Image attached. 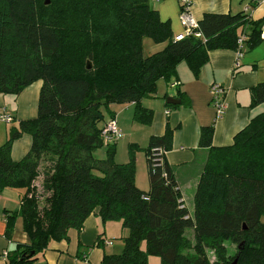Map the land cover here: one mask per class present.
<instances>
[{
  "label": "trees",
  "instance_id": "1",
  "mask_svg": "<svg viewBox=\"0 0 264 264\" xmlns=\"http://www.w3.org/2000/svg\"><path fill=\"white\" fill-rule=\"evenodd\" d=\"M149 2L52 0L44 6L42 0H0V94L17 97L41 80L36 118L13 126L0 145V192L12 189L21 201L19 211L8 217L7 236L18 216L30 241L18 245L7 264L32 262L51 241L66 239L70 229L80 231L91 214L128 230L122 252L104 255L101 264H148L150 256H158L160 264H264V83L251 89L250 108L260 112L231 145L213 146V127L200 129L199 146L207 158L193 213L165 159L172 141L168 125L144 148L147 191L135 184L134 151L125 164L114 161L117 143L106 146V160L92 156L103 146L102 107L112 118L109 106L133 104L132 119L149 125L153 112L142 101L154 97L160 80L177 84L179 63L197 75L209 51L243 53L244 43L250 49L260 41V22L244 13L203 14L198 28L204 41L176 40L169 22ZM145 37L164 47L145 56ZM175 98L186 101L179 90ZM22 134L30 135V149L14 161L12 144ZM45 157L50 160L41 169ZM225 242L237 245L234 256L226 255ZM209 249L215 251L213 261Z\"/></svg>",
  "mask_w": 264,
  "mask_h": 264
},
{
  "label": "crops",
  "instance_id": "2",
  "mask_svg": "<svg viewBox=\"0 0 264 264\" xmlns=\"http://www.w3.org/2000/svg\"><path fill=\"white\" fill-rule=\"evenodd\" d=\"M191 1V12L197 21L206 13L231 15L244 13L246 5L243 0ZM149 4L158 12L162 21L169 22L174 38L183 32L177 0H150ZM247 16L250 21L260 22L262 31L264 6L253 8ZM244 30L246 34L250 32L249 27ZM163 47L164 44L151 45L150 51L154 53ZM236 61L237 54L233 50H211L197 75L193 74L185 62H181L176 68L178 85H169L166 81L160 80L154 97L142 101V106L153 112L151 123L146 125L145 133L148 139L152 135H163L166 125L172 130L171 149L166 153L165 159L175 174L182 200L188 210L187 202L192 203L193 206L195 189L207 158V150L199 146L200 129L212 126L213 146H229L235 134L260 112V108L251 109L250 103L252 87L264 83V37L260 35L258 44L250 49L244 43L238 66H235ZM212 84H218L224 89L225 110L221 119H216L215 110L211 105L209 88ZM37 87L35 85L33 89H29L31 88L29 86L17 97L0 94V109L13 118L9 123L12 127H16L18 121L34 119L32 109H36L37 113L34 104ZM177 90L184 94L186 101L174 108L167 107L164 96L175 98ZM130 106L133 104H125L123 107ZM110 108L115 112L112 118L108 117L105 120V123L114 120L124 137L123 133H127L124 121L133 120V114L130 109H121V105ZM6 125L8 124L0 122V145L8 138L9 129ZM134 144L139 148L138 144ZM30 145V135L26 134L24 139L22 134L12 145L11 158L14 161L21 160L29 151ZM143 156L146 164L145 155ZM144 162L140 153L135 155V184L143 190L149 188ZM195 165L199 168L197 172L194 171ZM20 207L21 201L16 191L4 189L0 192V264H7L8 258L17 250L18 245H26L30 242L28 235L23 231L22 219L18 216L14 220L10 237L7 236L8 217H12ZM189 212L193 213L190 210ZM121 231L123 232V228L120 222L102 223L98 217L91 214L80 231L70 229L66 239L51 241L44 252L37 254L35 260L26 264H101L104 255L114 254L108 252L113 246L111 239ZM107 242H111V245H107ZM4 253L7 254L6 258H3ZM148 264H159V262L149 257Z\"/></svg>",
  "mask_w": 264,
  "mask_h": 264
},
{
  "label": "rangeland",
  "instance_id": "3",
  "mask_svg": "<svg viewBox=\"0 0 264 264\" xmlns=\"http://www.w3.org/2000/svg\"><path fill=\"white\" fill-rule=\"evenodd\" d=\"M42 1L44 3L46 0H42ZM47 1H48V5H50L51 2H52V0H47ZM48 5H44V6H48ZM151 45H155V43L150 38H147V37L143 38V40H142L143 48L142 49H143V53H144L145 56H147V55L152 53L150 51L151 50L150 49ZM37 84H38V87H37ZM35 85H36L37 88H36V94H35V97H34V104H35V107L37 108V101H38V95H39V90H40V86H41V80H37V81L33 82L32 84H30L29 86H31V88H29V89H33V87H35ZM144 101H146V99H144ZM115 105H111V106L113 107ZM123 106L124 105H121V109H123V110L130 109V112H132V114H133V110H134L133 106H130V107H123ZM109 109H110V112H115L113 110V108H110V106H109ZM101 111H102V113L104 115V120H107L108 117H109L108 109H106V107H102ZM36 114H37L36 113V109H34V110L32 109L33 118H36ZM20 122L21 121L17 122V124H16L17 128H19ZM1 125L5 126V124H1ZM6 126L9 129L8 131L10 132V129L12 128V125L8 124ZM124 126H125V128L127 130V133L124 132L123 133L124 137L119 139L118 142H117V145H116L117 148H116V152L114 154V161L116 163H118V164L127 163L129 161V150H132V151H134L135 155L140 153V157L143 159V162H144V156H143L144 155V148H146L148 143H149L148 135H147V133H145V131H147L146 130L147 129L146 125H144V124H142V123H140L138 121H134V120L128 119V120L124 121ZM25 135L26 134H23L24 139H25ZM134 143L138 144L139 148L135 147V145H133ZM92 156H93V158H95L96 160H99V161L106 160L107 159V147L106 146H99L98 148H96L92 152ZM49 160H50V158L45 157V159L43 161H41V169L44 168L47 165ZM140 163H141V161H140ZM144 167H145V173H146V176H147V179H148V172H147V167H146L145 162H144ZM198 169H199L198 166L195 165L194 166V171L197 172ZM92 172H93V174L95 176H98V177L102 176V172L99 169H94ZM40 183H41V179H37L35 181V183H34V185L37 187V190L39 191V195H40V191H41L40 190ZM140 190L147 191L148 189H144V190L140 189ZM41 197L42 198L38 202V206H39L40 209L44 205L45 195L43 196L41 194ZM187 204H188L189 210L192 212L193 211L192 203L187 202ZM120 225H121V223H120ZM127 235H128V230L127 229H123V232L121 231L120 234H118L114 238H112L111 240H112L113 246L111 247V249H108V252L114 253L116 255L120 254L122 252V249H123V240L122 239L124 237H126ZM187 235L189 237L191 236V234H189V232L187 233ZM224 245L226 247V255H228L230 257V256H234L236 254L237 245L232 244L230 242H225ZM144 246H145V244H143V247ZM207 255H208L209 260H211V261L215 260V258H216V254H215L214 250H211V249L207 250ZM153 258H155L160 264V258L158 256H150V259H153Z\"/></svg>",
  "mask_w": 264,
  "mask_h": 264
},
{
  "label": "built area",
  "instance_id": "4",
  "mask_svg": "<svg viewBox=\"0 0 264 264\" xmlns=\"http://www.w3.org/2000/svg\"><path fill=\"white\" fill-rule=\"evenodd\" d=\"M180 13H179V21L180 25L183 29V32L175 37L176 40H182L186 37H194L196 39H201L204 41L203 35L199 31L198 21L193 17L191 8L192 1L191 0H177ZM246 2L244 7V14H248L255 7L264 6V0H243ZM261 37H264V28L261 31ZM246 37L241 35L238 39L239 47L241 48L243 43L245 42ZM237 61L235 62V66H238V59L241 57L242 52L236 51ZM210 97H211V105L215 110L216 119H221L225 106L223 102L224 89L218 84H212L209 88ZM13 121V118L8 115L3 109H0V122L9 124ZM101 141L103 146H108L114 143H117L119 139L122 138V133L118 128L116 122L114 120H108L104 125L100 132ZM107 245H111V242H107ZM7 254H3V258H6Z\"/></svg>",
  "mask_w": 264,
  "mask_h": 264
},
{
  "label": "water",
  "instance_id": "5",
  "mask_svg": "<svg viewBox=\"0 0 264 264\" xmlns=\"http://www.w3.org/2000/svg\"><path fill=\"white\" fill-rule=\"evenodd\" d=\"M45 5H48V1H45ZM86 69L90 70L91 69V64L89 62H87L86 64ZM166 104L168 105H180V101L173 98V97H167L166 98ZM33 254V253H32ZM234 264H236V260L234 261Z\"/></svg>",
  "mask_w": 264,
  "mask_h": 264
}]
</instances>
